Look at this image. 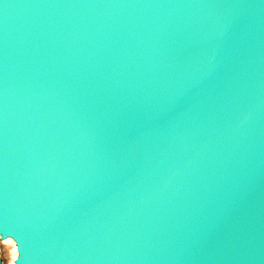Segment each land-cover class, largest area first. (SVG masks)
I'll use <instances>...</instances> for the list:
<instances>
[{
  "label": "water",
  "instance_id": "water-1",
  "mask_svg": "<svg viewBox=\"0 0 264 264\" xmlns=\"http://www.w3.org/2000/svg\"><path fill=\"white\" fill-rule=\"evenodd\" d=\"M230 213L243 242L207 243ZM7 238L13 264H264V2L0 0Z\"/></svg>",
  "mask_w": 264,
  "mask_h": 264
},
{
  "label": "snow or ice",
  "instance_id": "snow-or-ice-1",
  "mask_svg": "<svg viewBox=\"0 0 264 264\" xmlns=\"http://www.w3.org/2000/svg\"><path fill=\"white\" fill-rule=\"evenodd\" d=\"M264 2V0H262ZM236 209H233L234 213ZM232 214L225 215L223 220L216 225L214 231L209 235L207 243L214 244L217 240H223L227 245H235L243 242L239 227L232 222Z\"/></svg>",
  "mask_w": 264,
  "mask_h": 264
},
{
  "label": "rangeland",
  "instance_id": "rangeland-1",
  "mask_svg": "<svg viewBox=\"0 0 264 264\" xmlns=\"http://www.w3.org/2000/svg\"><path fill=\"white\" fill-rule=\"evenodd\" d=\"M13 242V241H12ZM3 242L0 241V256L2 264H13V259L15 257V245L14 242Z\"/></svg>",
  "mask_w": 264,
  "mask_h": 264
},
{
  "label": "bare ground",
  "instance_id": "bare-ground-1",
  "mask_svg": "<svg viewBox=\"0 0 264 264\" xmlns=\"http://www.w3.org/2000/svg\"><path fill=\"white\" fill-rule=\"evenodd\" d=\"M3 242H12V240L10 239V238H7V239H5V240H3ZM13 243V242H12ZM15 245V244H14ZM15 247V246H14ZM16 248V247H15ZM16 254H17V252H16V249H15V257H14V259L16 258ZM14 259L12 260V261H14Z\"/></svg>",
  "mask_w": 264,
  "mask_h": 264
}]
</instances>
